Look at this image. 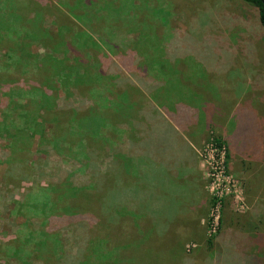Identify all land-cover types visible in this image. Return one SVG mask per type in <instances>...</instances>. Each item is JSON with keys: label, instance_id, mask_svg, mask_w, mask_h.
Here are the masks:
<instances>
[{"label": "trees", "instance_id": "trees-1", "mask_svg": "<svg viewBox=\"0 0 264 264\" xmlns=\"http://www.w3.org/2000/svg\"><path fill=\"white\" fill-rule=\"evenodd\" d=\"M242 1L258 8L264 30V0ZM136 2L0 0V163L16 164L6 177L15 178L20 196L17 200L15 193L10 195L12 223L5 221L7 211L0 214L2 228L8 225L16 231L8 249L0 245V264L5 259L7 264L171 263L157 249L158 221L169 220V189L157 179L162 166L156 164L162 165L165 142L173 138L157 134L154 143L142 148L150 127L161 128L163 114L134 104L149 80L166 76L171 65L152 61L154 51L141 47L126 51L130 60L122 59L125 64L105 59L107 46L113 44L118 52L124 46L120 42L130 40L127 31L117 27L118 20L126 28L127 21L135 22L129 34L142 27L139 12L125 10L126 4L135 9ZM145 9L151 21L166 26L165 15H151L155 10L163 14V8ZM108 21L116 26H106ZM143 31L136 39L150 41L146 37L153 32ZM156 35L154 50L168 61L170 49L160 45L167 39ZM112 73L113 80L127 85L122 91L115 87L106 98L100 88ZM126 92L134 96L129 103L135 109L120 101ZM162 143V154L153 155ZM8 184L0 181V187ZM18 208L26 215L21 224ZM160 210L167 211L161 218Z\"/></svg>", "mask_w": 264, "mask_h": 264}, {"label": "rangeland", "instance_id": "rangeland-1", "mask_svg": "<svg viewBox=\"0 0 264 264\" xmlns=\"http://www.w3.org/2000/svg\"><path fill=\"white\" fill-rule=\"evenodd\" d=\"M236 1L241 5L247 4L241 0ZM236 1L148 0L146 2V0H137L135 9L126 4L125 10L130 11V13L133 11L136 13L139 12V25H142V27L137 30V34H129L130 31L134 29L131 25L135 24V22L127 24V21L126 28L124 23L120 24L118 20L117 27H121V30L127 31V38L130 40L120 42V44L124 46L120 48L118 52L113 44L111 47L105 46L107 50L110 51L105 59L110 62L118 60L122 63V59L130 60V56H126V51L131 52L136 47H139V49L141 47V49L149 48L152 52L154 51L151 53L152 58L150 57L152 61L171 66L167 67L168 72L166 76H163L159 80H149L148 85L150 88L148 87L146 92H144L139 99H135L134 96L131 97L129 93L126 92L120 97V101L128 105L129 109H135L134 105L129 103L134 98V104H136L135 106H137L138 109H158L163 115L167 113V117H165L166 119L168 118L167 120H169L171 124H178L183 129H189V123H200V121H204L203 109L213 116L214 111L212 109H217L218 107L214 104L207 103L206 100L203 99L205 96L204 93L201 98L198 96L199 94L197 95V90H194L196 94L194 96L192 88L195 89L193 83H197V80L200 78V60L203 61L207 59L208 61H214L212 67L215 69L218 67V60L221 59L226 61L231 58L229 51L223 49L218 50L212 42L215 36L219 35V32L220 34L221 32L225 34V31L227 29L229 30L234 19L233 15L237 13L240 8ZM247 5L249 6V4ZM146 6H148V9L153 7L163 8V14L160 13L161 11L155 10L151 11V15L157 18L161 15H165L167 20L165 27L160 26L156 22V19L153 21L149 19V14L145 9ZM200 6L202 7L199 8ZM239 10L243 17H247L248 12L246 10ZM251 13L253 18V12ZM134 15L136 17L135 19H137V14ZM194 15L197 18L195 17L192 19ZM127 17H129V15H127ZM163 22H165V20H163ZM259 23V19L255 21V24ZM108 25L116 26L114 21L106 22V26ZM221 26L223 28L226 27V30H222ZM143 28L145 29L143 33L153 32L151 36L146 37L150 41L139 42V38L136 39V37H140ZM200 28H202V31L199 30ZM215 32H217L218 35H215ZM156 34H161L165 37V40L167 39L165 44L160 45H165L168 51L170 49L171 58H169L168 61L166 58L164 59L162 52L160 53L158 50H154V45H158V37ZM218 37H221V35ZM132 39L133 41H131ZM125 46L130 47L128 48L129 50L125 49ZM98 51L99 53L105 54L103 50ZM156 57H160V60ZM123 69L122 67L121 70L123 71ZM141 75H143L144 78L147 76L143 72H141ZM114 78H116V76L113 73L110 74V78L107 79L103 88H100L101 93L104 94L103 97L109 98V96H113L115 87L120 86L121 91L125 90L127 83L124 85L122 81L119 83L118 79L113 80ZM109 87H112L111 91H109ZM161 107H165V109ZM163 115H160L161 117L159 118L160 130L152 125L150 127V133L146 136L144 142H142V148H145L146 145L149 146L148 143H154L157 134L167 133L170 138H173L165 142L167 145H171L174 143V140L178 141L180 139L178 132H176L172 125L163 118ZM212 119H214V117ZM209 125H211L209 128H214L213 124ZM213 128L207 133V138L199 145L195 146L199 163L198 168L192 173L180 171L181 167L179 166L178 171L180 172L172 169L169 177L168 172L163 174L160 172L156 173V176L159 178L170 179V183L176 182L179 186L187 185L179 194L183 201V211H181L180 216H173V218L171 211L169 220L172 222L175 218L174 221L180 224L179 222L189 219L188 222H190L192 226L189 228L190 231L187 234L177 233L173 235L172 242L170 243L169 241V245H175L173 247V253L176 255L174 258L172 256L173 261L171 259V263L169 264H264V241L262 238L256 239L258 235L257 232L260 230L264 231V222L257 223L250 219L251 205L244 187L243 179L230 168L229 143L224 134ZM183 129L181 134L184 133ZM2 144L0 140V146ZM163 146L164 143L160 145L158 149L159 152L157 151L153 155L162 154L160 150ZM142 148L140 149L142 150ZM150 148L151 152L155 149L153 146H150ZM148 153L149 149L141 153V155L143 158H146ZM3 162L0 163V181H2V184L4 181H7L9 184L8 187H0V194L3 196L0 201L1 204H4V206H0V214L5 215L7 211L9 215L5 221L12 223L13 216H10V214H12L13 210L10 212L9 209L12 207L11 205H14V202L10 198V195L15 193V198L17 200L20 199V196L18 195L19 190L16 191L15 189V178L9 180L6 177V172L10 167L16 169V164L14 162L12 164L4 162V164ZM166 162L167 159L165 156L163 163ZM168 164L170 166L177 165L175 159L168 162ZM262 173L264 174V167ZM12 174H15V172L12 171ZM186 174L194 176L185 178ZM182 177L185 178L187 184L182 181ZM252 181L260 184L259 190L263 194H261L263 197L264 176L256 174ZM24 183L22 184L23 186L29 185V183ZM133 197L135 200L133 201L134 204L138 206V191L133 192ZM126 204L127 210L131 209L132 201H128ZM18 212L17 222L21 224L26 220V215L23 214L25 212L24 209L18 208ZM166 212L160 210L159 217L161 218ZM261 217H264V215ZM196 218L201 221L200 227L196 226L200 223L196 221ZM159 221L161 222L162 220ZM2 223L3 222L0 220V245L3 249H8V243L15 238L16 234L12 233L15 230L11 231L8 225L2 228ZM167 223L168 221L164 220L156 226L160 234L158 239H161L159 243V252L165 249L164 235L166 233L163 226L166 227L164 224ZM238 230L243 232L242 235L245 236V239L242 241L240 238L241 240L239 239L233 242V236L235 237ZM246 235H248V237ZM240 245L243 246V250L237 249ZM6 260L7 259H5V261L3 260L1 263L7 264L9 261ZM162 264L164 263L162 262Z\"/></svg>", "mask_w": 264, "mask_h": 264}, {"label": "crops", "instance_id": "crops-1", "mask_svg": "<svg viewBox=\"0 0 264 264\" xmlns=\"http://www.w3.org/2000/svg\"><path fill=\"white\" fill-rule=\"evenodd\" d=\"M236 3L240 7L239 9L248 12L247 17H243L238 9V12L233 15L234 19L229 30L221 26L222 30H226L225 34L219 32L221 37H218L219 35L215 32V35L218 36H215L212 42L218 50L229 51L231 58L226 61L218 60L219 64L218 67L215 66V69L212 67L214 61L200 60V78L197 83H193L195 89L192 88L194 96L196 95L194 90H197V95L199 94L200 97L204 93L203 99L218 108L212 109L214 111L213 116L203 109L204 121L189 123V129L184 128L183 134H181V128L178 124H172L180 139L174 140V143L168 145L165 150L164 155L167 162L163 163L164 156L162 165L156 164V166H162L158 173L168 172V177L172 169L178 171V166L181 167L180 171L192 173L198 168L199 163L195 146L207 138V133L213 128H209L211 127L209 124H213V129L224 134L229 143L230 168L243 179L251 205L250 219L260 223L264 222V217H261L264 215V196L262 197L263 194L259 190L260 184L252 181V179L256 174L264 176L262 173L264 167V30L261 23L255 24V21L259 19L257 7L247 4L241 5L237 1ZM251 12H253V18ZM195 17L194 15L192 19ZM199 30L202 31V28ZM213 117L214 119H212ZM173 159L177 165L170 166L168 162ZM193 176L186 174L185 178ZM185 178L182 177L181 179L187 184ZM157 179L162 180L163 186H167L169 189V200L167 199L168 205H166L169 212L168 217H170L171 211L172 218L173 216H180L181 211H183V201L179 194L187 185L179 186L176 182L170 183V179L159 177ZM174 220L172 222L168 220V223L164 224L166 227L162 225L166 232L164 236L166 237V239L164 238L166 250H162L161 253L168 255L172 261L176 257L173 253L175 245H169V241L171 243L173 235L177 233L187 234L192 226L188 222L189 219L179 222L180 224ZM196 221L200 222L196 225L200 227L201 221L197 218ZM162 222L158 221V223ZM242 234L243 232L238 230L235 237L233 236V242L240 238L243 241L245 236ZM257 234L256 239L262 238L264 241V231L260 230ZM246 236L248 237V235ZM157 249L159 250L160 246ZM237 249L243 250V246L240 245ZM252 256L256 257L255 255Z\"/></svg>", "mask_w": 264, "mask_h": 264}]
</instances>
